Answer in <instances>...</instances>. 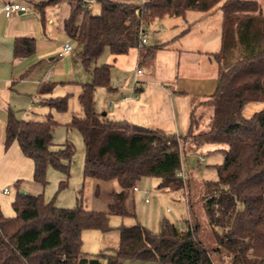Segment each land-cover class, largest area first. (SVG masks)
Returning <instances> with one entry per match:
<instances>
[{
    "label": "trees",
    "instance_id": "obj_1",
    "mask_svg": "<svg viewBox=\"0 0 264 264\" xmlns=\"http://www.w3.org/2000/svg\"><path fill=\"white\" fill-rule=\"evenodd\" d=\"M62 1L68 10L59 28L79 44L75 57L90 74V80L81 82L77 94L81 114L71 115L68 121V126L79 132L84 146L82 173L100 180L115 178L120 190L106 192L107 209L101 211L85 208L79 198L71 207L56 206L51 199L45 201L41 192L21 193L17 189L11 200L14 215L4 216L0 210V264H101V260L102 264L132 260L216 264L213 256L226 257L227 264H264V2L94 0L99 5L95 13L84 0H38L33 5L43 15L46 6ZM212 9H220L223 16L221 44L213 53L217 62L215 86L204 100L192 105L185 132L177 134L109 119L95 108L94 88H110L109 70L116 55L137 47L142 62L160 47L138 45L139 27L164 14ZM33 47L32 37L14 38L16 56L30 54ZM104 47H108L112 60L96 65ZM52 85L51 81L41 83L37 91H49ZM66 98L48 97L45 103L64 110ZM250 101H261L263 105L244 116L242 108ZM200 104L210 107L206 127L198 121L200 112L196 110ZM56 124L50 113L42 120H26L6 108L4 146L16 140L21 152L32 159L33 180L42 186L47 166L68 174L74 152L69 140L50 147ZM202 150L219 151L222 159L205 165L214 169L215 176L201 178L200 194L194 199L191 171L184 164L188 154ZM142 176L155 178L160 190L182 191L189 211L185 227H176L165 216L157 231L136 219L130 224L119 222L115 247L83 254L82 230L107 231L111 228L110 214L135 217L125 202ZM65 185L66 179L60 180L57 190ZM196 208L204 213L212 243L199 237Z\"/></svg>",
    "mask_w": 264,
    "mask_h": 264
},
{
    "label": "crops",
    "instance_id": "obj_2",
    "mask_svg": "<svg viewBox=\"0 0 264 264\" xmlns=\"http://www.w3.org/2000/svg\"><path fill=\"white\" fill-rule=\"evenodd\" d=\"M4 1L0 0V4ZM93 1H89L88 5ZM127 1L139 3L142 0ZM59 3L46 6L43 15L30 0L23 11H10L6 15L0 11V210L4 216L14 215L11 200L20 188L28 193L41 192L45 201L51 199L56 206L71 207L79 198L85 208L101 211L107 209L106 192L120 190L115 178L100 180L82 173L80 165L83 164L84 146L82 143L80 148L81 136L74 127L68 126V121L71 115L81 114L77 94L84 80L76 78L69 68L66 57L73 49L72 45L69 52L61 56L57 54L62 47L61 41L70 39L61 32V18L55 14L56 11L53 12L59 8ZM67 10L68 6H65L62 15ZM215 10H186L182 15L164 14L145 23L143 28L147 41L144 44H160V47L142 62L137 47L114 57L108 76L110 88L103 86L105 109L102 114L109 119L126 120L177 134L185 132L192 105L204 100L215 86L217 62L213 53L221 44L223 17L222 12L213 16ZM207 17L210 19H205ZM18 36L34 39L30 54H14L13 41ZM110 55L108 47H104L95 64L112 60V55L108 60ZM55 56L60 58L58 63H52L51 59ZM48 81L53 82L51 89L38 92V85ZM62 95L67 97L64 110H57L45 103L48 97ZM93 99L95 108L100 111L94 94ZM250 102H254L256 108L263 105L261 101ZM250 102L242 108L244 116L256 111H243ZM7 107L13 109L17 117L26 120H42L46 113H50L57 122L52 130L50 147H58L65 140L74 142L81 149V155L76 157L78 165L73 168L70 160L67 175L47 166L46 183L42 186L35 182L32 178V159L21 152L16 140L4 146ZM62 179H66V185L57 190ZM15 181L18 182L17 186ZM136 186L137 189L130 192L125 202L127 209L134 211L135 217L121 216L119 222L130 224L136 219L150 230L157 231L161 217L165 216L176 227H185L184 220L189 218V211L178 190H160L156 188L155 178L150 176H142ZM4 187L7 191L3 190ZM168 191L175 192L181 201L173 202ZM145 194L149 195L148 201L143 199Z\"/></svg>",
    "mask_w": 264,
    "mask_h": 264
},
{
    "label": "rangeland",
    "instance_id": "obj_3",
    "mask_svg": "<svg viewBox=\"0 0 264 264\" xmlns=\"http://www.w3.org/2000/svg\"><path fill=\"white\" fill-rule=\"evenodd\" d=\"M32 2H36L38 0H30ZM136 1V0H135ZM137 1H141V0H137ZM260 3H263L264 0H257ZM59 8L58 9H54L53 7V12H55V14H58L59 18H62L61 16H63V12H64V7L67 6V3L65 1H62L59 3ZM91 11L92 12H97L98 10V2L97 1H93L91 2ZM192 11V10H190ZM215 14L214 15H218L217 13H220L221 10L217 9L215 10ZM194 13V12H190ZM57 16V15H56ZM54 18V17H53ZM205 19H210V18H205ZM202 22V21H201ZM214 24H216V22H213ZM189 24H191V22H189ZM212 22H210L209 25H211ZM151 31V30H149ZM61 33V32H60ZM56 39H53L52 41H55ZM65 41V40H63ZM61 41V44L62 42ZM67 41H69L71 43V45L73 46V49L68 53V56L66 58H68V65L69 68L71 70V73L76 77V78H81L84 81H88L90 80V74L85 71L80 63L79 60L76 59L75 57V51L79 48V44H77L74 40L72 39H68ZM57 42V41H56ZM55 42V43H56ZM57 44V43H56ZM111 55L109 56L108 60H110ZM74 59H76L74 61ZM52 63H58L60 61V58L56 57L54 59H51ZM103 86H98V89L96 87V89H94V97L96 99V106L97 108H99L100 112H102V110L105 109L104 106V93H103ZM254 105H256L254 102H250L248 103L243 111L245 113H249L252 112L253 110H257L258 108L254 107ZM256 108V109H255ZM199 123L201 127H206V116L209 114L210 112V107L209 106H201L200 108H197L196 113H199ZM73 129V128H72ZM75 130V129H74ZM76 131V130H75ZM69 139V138H68ZM79 146L80 148H82V141L81 138H79ZM71 140V139H70ZM75 151L73 154V158L71 159L72 161V166L73 168L76 167L78 165V161H76V157L81 155V149L78 148V146L72 142ZM202 156L203 160L202 162H198V157ZM222 159V154L221 152L217 151V152H211V153H205L204 150L200 151V152H194V153H190L186 156V163L184 164V168H187L191 171V177H190V190L192 193V196L194 199L198 198V195L200 194V183H201V178L205 177H209V178H213L215 176V171L213 168H204L206 164H211V163H215V162H220ZM80 161V159H79ZM75 163V165H74ZM81 164V163H80ZM82 167V165H80ZM203 173V174H202ZM7 191V190H6ZM173 191V190H172ZM172 191H168L167 194L171 195V200L173 202H180L181 198L180 197H176L175 196V192ZM182 191H178V193L181 194ZM179 198V199H178ZM74 203H72L73 205ZM195 204L197 205V202H195ZM199 207V206H198ZM197 210H199L198 213V220L200 223V229L198 231L199 237L205 242V243H212V239L209 233V229L207 227L206 221H205V216L204 213L202 212V210L200 211V209L196 208ZM120 217L118 215L115 214H110L109 215V224L111 225V228L108 229L107 231H99L96 229H84L82 230L81 233V244H80V250L83 254H87V255H93L96 252H98L99 250H107L105 249V247H115L118 243V229H117V224L120 221ZM214 261L216 262V264H227V258L226 257H219V256H213ZM126 264H156V262L154 261H150V260H132L127 262Z\"/></svg>",
    "mask_w": 264,
    "mask_h": 264
},
{
    "label": "built area",
    "instance_id": "obj_4",
    "mask_svg": "<svg viewBox=\"0 0 264 264\" xmlns=\"http://www.w3.org/2000/svg\"><path fill=\"white\" fill-rule=\"evenodd\" d=\"M27 1L28 0H5L4 2H2L0 4V11H2V13H4L5 15L8 14L10 11H23L25 10L28 6H27ZM84 1H93V0H84ZM137 8L135 9V12H137ZM138 45L143 44L147 41V36H146V31L145 29L141 26L138 29ZM72 49L71 43L68 41H64L62 43V47L61 50L58 51V56H61L64 53L69 52ZM137 71L139 72L140 69H137ZM202 156L198 157V162L202 161ZM137 186L133 185L132 186V190H136ZM4 191L7 190L6 187L3 188ZM144 201H148L149 200V195L145 194L144 195Z\"/></svg>",
    "mask_w": 264,
    "mask_h": 264
},
{
    "label": "water",
    "instance_id": "obj_5",
    "mask_svg": "<svg viewBox=\"0 0 264 264\" xmlns=\"http://www.w3.org/2000/svg\"><path fill=\"white\" fill-rule=\"evenodd\" d=\"M101 113H104V112H101ZM19 192L23 193L24 192V189L20 188L19 189Z\"/></svg>",
    "mask_w": 264,
    "mask_h": 264
}]
</instances>
